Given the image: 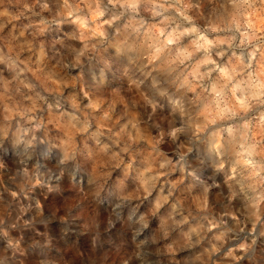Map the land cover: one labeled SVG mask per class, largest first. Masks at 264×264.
<instances>
[{
    "label": "clouds",
    "instance_id": "obj_1",
    "mask_svg": "<svg viewBox=\"0 0 264 264\" xmlns=\"http://www.w3.org/2000/svg\"><path fill=\"white\" fill-rule=\"evenodd\" d=\"M0 264H264V0H0Z\"/></svg>",
    "mask_w": 264,
    "mask_h": 264
}]
</instances>
